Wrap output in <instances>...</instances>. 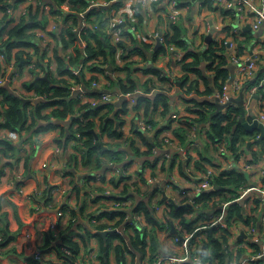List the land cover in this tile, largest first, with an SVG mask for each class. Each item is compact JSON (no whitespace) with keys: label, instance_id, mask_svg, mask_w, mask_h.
I'll return each mask as SVG.
<instances>
[{"label":"clouds","instance_id":"1","mask_svg":"<svg viewBox=\"0 0 264 264\" xmlns=\"http://www.w3.org/2000/svg\"><path fill=\"white\" fill-rule=\"evenodd\" d=\"M257 121L264 0H0V264H264Z\"/></svg>","mask_w":264,"mask_h":264},{"label":"trees","instance_id":"2","mask_svg":"<svg viewBox=\"0 0 264 264\" xmlns=\"http://www.w3.org/2000/svg\"><path fill=\"white\" fill-rule=\"evenodd\" d=\"M159 47H163V46L161 45ZM9 163H11V162L6 160L5 164H9ZM45 234H46V241L42 245V249H44V250L52 249V248L58 249L62 244L67 243L66 240L62 239L61 233H60L59 238H56V236H54L53 230H51L50 232H47ZM24 247H25L26 251L31 253V255L29 257H27V260H28L29 264H32V261L35 260L36 256L34 255L33 250L29 247L28 244H26Z\"/></svg>","mask_w":264,"mask_h":264},{"label":"built area","instance_id":"3","mask_svg":"<svg viewBox=\"0 0 264 264\" xmlns=\"http://www.w3.org/2000/svg\"><path fill=\"white\" fill-rule=\"evenodd\" d=\"M251 26V25H250ZM198 27L199 26H197V30H198ZM252 27V26H251ZM250 30H251V28H250ZM250 30H246L245 29V31H250ZM162 45V44H161ZM161 45H159V46H161ZM163 46V45H162ZM213 214V213H212ZM211 214V215H212ZM210 215V216H211ZM59 228H60V226L59 225H55L53 228H52V230H53V233H54V236H56V238H59V236H60V231H59ZM44 244V243H43ZM42 244V245H43ZM42 245H40L39 247H33V246H29L32 250H33V252H34V255L36 256L37 254H41V253H44L45 251H47V250H50V249H47V250H44V249H42ZM62 245H66V244H62Z\"/></svg>","mask_w":264,"mask_h":264},{"label":"crops","instance_id":"4","mask_svg":"<svg viewBox=\"0 0 264 264\" xmlns=\"http://www.w3.org/2000/svg\"><path fill=\"white\" fill-rule=\"evenodd\" d=\"M6 161H4L5 163ZM213 212L208 211V215L210 216ZM46 241V234L45 233H39L37 234V238L35 240L33 239H29V241L27 242V244L29 246H33V247H39L40 245H42L44 242Z\"/></svg>","mask_w":264,"mask_h":264},{"label":"water","instance_id":"5","mask_svg":"<svg viewBox=\"0 0 264 264\" xmlns=\"http://www.w3.org/2000/svg\"><path fill=\"white\" fill-rule=\"evenodd\" d=\"M250 28H251V26H250V24H249V25L246 26L245 29H246V30H250ZM211 39H212V35L209 34V40H211ZM257 126H258V127H261V128H264V125H260L258 121H257ZM149 139H151V138H149ZM210 212H211V211H210Z\"/></svg>","mask_w":264,"mask_h":264}]
</instances>
